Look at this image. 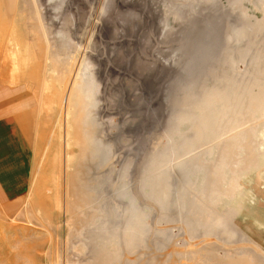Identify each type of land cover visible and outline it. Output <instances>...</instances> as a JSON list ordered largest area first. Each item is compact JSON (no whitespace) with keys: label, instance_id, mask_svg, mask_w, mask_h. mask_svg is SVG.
<instances>
[{"label":"rangeland","instance_id":"1","mask_svg":"<svg viewBox=\"0 0 264 264\" xmlns=\"http://www.w3.org/2000/svg\"><path fill=\"white\" fill-rule=\"evenodd\" d=\"M0 73L34 140L0 264H264L235 210L264 155V0H0Z\"/></svg>","mask_w":264,"mask_h":264},{"label":"crops","instance_id":"2","mask_svg":"<svg viewBox=\"0 0 264 264\" xmlns=\"http://www.w3.org/2000/svg\"><path fill=\"white\" fill-rule=\"evenodd\" d=\"M17 91L8 87L0 73V198L9 210L22 205L28 194L33 164V129L24 109L17 106ZM248 150L247 158L255 170L248 171L247 166L243 172L235 210L239 220L258 233L257 251L264 257L259 242L264 236V155Z\"/></svg>","mask_w":264,"mask_h":264},{"label":"bare ground","instance_id":"3","mask_svg":"<svg viewBox=\"0 0 264 264\" xmlns=\"http://www.w3.org/2000/svg\"><path fill=\"white\" fill-rule=\"evenodd\" d=\"M89 99H88V95L85 94V92H83V90H81L75 95V100L73 98L70 99L69 94L65 95L62 99V104H61V106L65 107L67 109V112L72 113V110L69 107V102H70V100L71 101L74 100L73 102H74V105L76 107V112L72 113L73 116L71 118L72 119L71 124H72V127L75 131V134H76V137H75L76 142L79 145V148L81 151V153H80L81 159H83L89 155L87 145L91 139V131L84 132V130H83V127H84V124H85V121L87 118L86 116L88 115V110H89V106H90L89 105ZM80 170L81 169L79 168L78 171L75 172L74 174H71V176L69 178L70 190L72 191V195H75L76 193L78 194V196H77L78 201H79L78 204H82V203L86 202L85 200H86V196H87V194L85 196L82 188L75 190V187L77 186L76 182L79 179H81V176H82V172ZM87 199H88V197H87ZM69 210L73 211V205H71V204L69 205ZM229 262H230L229 264H245V262L242 260L231 261V258H230Z\"/></svg>","mask_w":264,"mask_h":264}]
</instances>
